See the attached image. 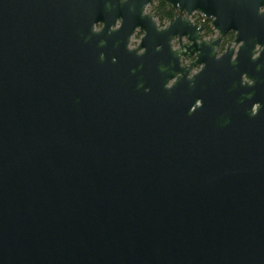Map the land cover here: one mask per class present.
I'll use <instances>...</instances> for the list:
<instances>
[{
	"label": "water",
	"instance_id": "obj_1",
	"mask_svg": "<svg viewBox=\"0 0 264 264\" xmlns=\"http://www.w3.org/2000/svg\"><path fill=\"white\" fill-rule=\"evenodd\" d=\"M154 1L0 0V264H264V0Z\"/></svg>",
	"mask_w": 264,
	"mask_h": 264
},
{
	"label": "trees",
	"instance_id": "obj_2",
	"mask_svg": "<svg viewBox=\"0 0 264 264\" xmlns=\"http://www.w3.org/2000/svg\"><path fill=\"white\" fill-rule=\"evenodd\" d=\"M147 12L151 15L157 25L162 28L168 24V22L176 16V12H174L168 5H166L162 0H156L152 2L148 8ZM193 21L195 23H201V18L197 15H194ZM204 30L202 36L204 38H209L214 35L209 23L204 22L203 24ZM137 38V37H136ZM231 36L227 38V41L231 40Z\"/></svg>",
	"mask_w": 264,
	"mask_h": 264
},
{
	"label": "flooded vegetation",
	"instance_id": "obj_3",
	"mask_svg": "<svg viewBox=\"0 0 264 264\" xmlns=\"http://www.w3.org/2000/svg\"><path fill=\"white\" fill-rule=\"evenodd\" d=\"M193 16H194V15H193ZM193 16H192V17H193ZM192 17L189 18V20H190V22H191L192 24H196V25H199V26H203L204 22L209 23V22L206 21L205 19H201V23H195V21H193V18H192ZM209 25H210V24H209ZM158 27H159V26H158ZM203 30H204V26H203ZM212 31H213V30H212ZM213 33H214V35H213L212 37L204 38V37L202 36V38H203L204 40H208V39L214 38V37L216 36V34H215L214 31H213ZM202 34H203V32H202ZM229 36H231L232 38H231L230 41H227V38H228ZM133 37H135V39H137V42H138L139 38L141 37V34H140V33H135ZM136 37H137V38H136ZM232 39H233V36H232L231 34H228V35L223 39L221 45H220L219 48L217 49V55H218V56H220V55L225 51L226 45H227L228 43H231V42H232ZM137 42H136V43H137ZM190 61H191V60H189V62H190ZM184 63H185V62H184Z\"/></svg>",
	"mask_w": 264,
	"mask_h": 264
},
{
	"label": "rangeland",
	"instance_id": "obj_4",
	"mask_svg": "<svg viewBox=\"0 0 264 264\" xmlns=\"http://www.w3.org/2000/svg\"><path fill=\"white\" fill-rule=\"evenodd\" d=\"M146 12H147V9H146ZM136 42H137V39H135V37H132L130 41V46L133 47L136 44Z\"/></svg>",
	"mask_w": 264,
	"mask_h": 264
},
{
	"label": "built area",
	"instance_id": "obj_5",
	"mask_svg": "<svg viewBox=\"0 0 264 264\" xmlns=\"http://www.w3.org/2000/svg\"><path fill=\"white\" fill-rule=\"evenodd\" d=\"M201 18V17H200ZM202 19V18H201Z\"/></svg>",
	"mask_w": 264,
	"mask_h": 264
}]
</instances>
